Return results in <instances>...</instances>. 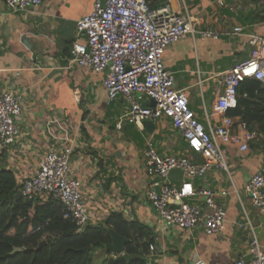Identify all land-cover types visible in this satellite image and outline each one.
<instances>
[{"label": "crops", "instance_id": "crops-1", "mask_svg": "<svg viewBox=\"0 0 264 264\" xmlns=\"http://www.w3.org/2000/svg\"><path fill=\"white\" fill-rule=\"evenodd\" d=\"M94 1L43 0L36 8L9 12L5 0H0V93H22L17 134L0 149V169L11 170L19 184L34 173L42 153L72 143L70 174L81 182L89 223L101 224L115 213L128 223L147 226L154 237L155 248L148 254L151 264H232L246 252L251 236L247 221L264 243V215L252 207L244 190L251 175L264 167V134L256 131L255 123L248 126L240 115H230L233 133L242 135V123L254 133L247 151L222 145L227 169L212 166L202 179L194 180L227 191L217 196L225 210L222 231L210 232L202 221L192 229L165 227L147 199L145 147L152 144L159 154L185 155L197 161L205 155L187 149L168 119L153 121L151 130L128 121L123 98L106 100L103 74L76 64L67 67L76 22ZM146 1L151 8L169 5L175 12H188L195 18V28L217 33V38L207 39L188 34L170 44L163 58L175 88L186 92L197 118L205 127L218 123L213 106L222 92L221 74L249 57V34L264 37V0ZM236 26L242 32L234 33ZM261 89L254 103L264 104L262 82ZM53 117L60 125H49ZM139 136L145 138L142 147L133 139ZM182 179L180 171L169 174L174 185Z\"/></svg>", "mask_w": 264, "mask_h": 264}, {"label": "built area", "instance_id": "built-area-1", "mask_svg": "<svg viewBox=\"0 0 264 264\" xmlns=\"http://www.w3.org/2000/svg\"><path fill=\"white\" fill-rule=\"evenodd\" d=\"M42 1L5 0V4L9 12H17L36 8ZM233 32H242V27H234ZM195 33L203 39L218 37L212 29L195 28L192 15L175 12L169 5L151 8L146 0H96L76 22L67 67L76 64L103 74L106 100L123 98L128 104V121L142 128L144 120L168 119L187 149L205 155L197 161L185 155L159 154L148 144L143 153L149 178L147 199L165 227L192 229L202 221L210 232L218 233L224 228L225 210L217 196L227 191H216L194 180L202 179L212 166L227 169L222 145H235L245 152L253 139L254 133L245 123L241 124L242 135L233 133L234 121L228 111L237 106L241 82L254 79L264 83V37L249 34V57L221 74L222 92L213 106L219 122L205 127L190 108L186 92L175 88L174 76L163 58L170 44ZM21 110V92L0 93V149L14 141ZM48 123L60 125L56 117ZM72 150L73 144L66 143L42 153L34 173L19 182L20 195L27 200L49 195L58 198L63 218L73 221L76 231H81L91 219L81 182L70 174ZM173 170L182 173L178 185L169 180ZM244 190L252 207L264 215V167L251 175ZM246 225L251 231L246 252L232 264H264V243L253 233L249 221ZM154 248V242L150 243L149 252Z\"/></svg>", "mask_w": 264, "mask_h": 264}, {"label": "trees", "instance_id": "trees-1", "mask_svg": "<svg viewBox=\"0 0 264 264\" xmlns=\"http://www.w3.org/2000/svg\"><path fill=\"white\" fill-rule=\"evenodd\" d=\"M261 91L258 80L241 82L237 87V106L228 114L240 115L248 126L255 123L256 131L264 134V104L253 102ZM107 228L130 239L123 253L105 248L111 240ZM153 241L147 226L128 223L115 213L101 224L88 223L76 231L73 221L63 218L58 198L49 195L46 199H24L14 173L0 169V264H93L98 249L106 255L102 264H151L148 246ZM14 247L19 250L13 253Z\"/></svg>", "mask_w": 264, "mask_h": 264}, {"label": "water", "instance_id": "water-1", "mask_svg": "<svg viewBox=\"0 0 264 264\" xmlns=\"http://www.w3.org/2000/svg\"><path fill=\"white\" fill-rule=\"evenodd\" d=\"M151 102H153L151 100ZM143 125L146 129L151 130V128L153 127V121L152 120H144ZM173 171H179V170H173ZM107 231L110 235V242H108L105 245V248L110 250L112 253H123L124 252V248H125V244L127 242L130 241V239L118 232H116L114 229L112 228H107ZM19 250L17 247L13 248V253L15 251Z\"/></svg>", "mask_w": 264, "mask_h": 264}, {"label": "rangeland", "instance_id": "rangeland-1", "mask_svg": "<svg viewBox=\"0 0 264 264\" xmlns=\"http://www.w3.org/2000/svg\"><path fill=\"white\" fill-rule=\"evenodd\" d=\"M167 133V132H166ZM157 137V135L155 136V138ZM133 139H134V141H135V143L136 144H138L140 147H142L143 145H144V136L142 137V136H139V137H133ZM159 144H160V141H157ZM156 142V143H157ZM149 145H147L146 147H145V149L148 147ZM159 153V152H158ZM248 196V195H247ZM248 198V201H249V203H250V199H249V197H247ZM247 204V203H246ZM251 204V203H250ZM105 257V254L103 253V251L102 250H100V249H98L96 252H95V254H94V257H93V264H102L103 262L102 261H104V260H102V258H104ZM105 259V258H104Z\"/></svg>", "mask_w": 264, "mask_h": 264}]
</instances>
